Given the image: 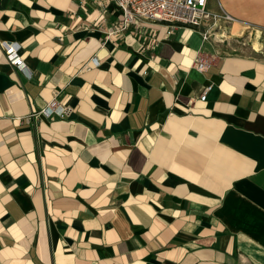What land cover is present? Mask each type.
<instances>
[{
	"label": "crops",
	"instance_id": "crops-1",
	"mask_svg": "<svg viewBox=\"0 0 264 264\" xmlns=\"http://www.w3.org/2000/svg\"><path fill=\"white\" fill-rule=\"evenodd\" d=\"M208 9L264 32V0ZM117 14L0 0L25 67L0 48V264H264V55L155 25L107 39ZM53 99L69 114L32 116Z\"/></svg>",
	"mask_w": 264,
	"mask_h": 264
},
{
	"label": "built area",
	"instance_id": "built-area-1",
	"mask_svg": "<svg viewBox=\"0 0 264 264\" xmlns=\"http://www.w3.org/2000/svg\"><path fill=\"white\" fill-rule=\"evenodd\" d=\"M100 11L113 7L117 11V17L112 26L105 31L106 38L122 37L129 31H133L141 39H146L147 26L155 25L164 29L166 37L179 28L190 29L201 34L204 41L210 37L211 27L218 23L230 22L232 19L226 14L214 13L208 9L209 0H90ZM151 46H156L159 40L153 36ZM0 48L5 60L10 66L25 71L24 62L18 53L16 44H8L0 41ZM195 69L205 71L211 64L209 58H198L195 61ZM92 63L96 66L95 58ZM207 91L209 88L206 89ZM205 94L201 100H204ZM70 109L62 106L57 100L48 102L32 116L50 118L53 116L63 118L68 115Z\"/></svg>",
	"mask_w": 264,
	"mask_h": 264
},
{
	"label": "rangeland",
	"instance_id": "rangeland-1",
	"mask_svg": "<svg viewBox=\"0 0 264 264\" xmlns=\"http://www.w3.org/2000/svg\"><path fill=\"white\" fill-rule=\"evenodd\" d=\"M230 27V22H220L211 27L208 41L218 48L221 54L264 55V32L251 30L243 37H232L229 34Z\"/></svg>",
	"mask_w": 264,
	"mask_h": 264
},
{
	"label": "bare ground",
	"instance_id": "bare-ground-1",
	"mask_svg": "<svg viewBox=\"0 0 264 264\" xmlns=\"http://www.w3.org/2000/svg\"><path fill=\"white\" fill-rule=\"evenodd\" d=\"M228 33V32H227ZM226 37V36H225Z\"/></svg>",
	"mask_w": 264,
	"mask_h": 264
}]
</instances>
